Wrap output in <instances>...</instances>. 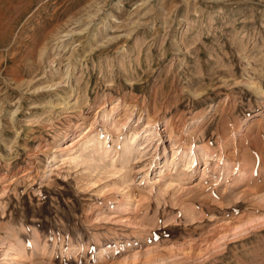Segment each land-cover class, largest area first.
<instances>
[{
  "label": "rangeland",
  "instance_id": "rangeland-1",
  "mask_svg": "<svg viewBox=\"0 0 264 264\" xmlns=\"http://www.w3.org/2000/svg\"><path fill=\"white\" fill-rule=\"evenodd\" d=\"M0 264H264V0H0Z\"/></svg>",
  "mask_w": 264,
  "mask_h": 264
},
{
  "label": "bare ground",
  "instance_id": "bare-ground-1",
  "mask_svg": "<svg viewBox=\"0 0 264 264\" xmlns=\"http://www.w3.org/2000/svg\"><path fill=\"white\" fill-rule=\"evenodd\" d=\"M152 122V121H151ZM151 122H148L147 123V127L149 128L150 126H152L151 125ZM154 122V121H153ZM152 122V123H153ZM136 138V137H135ZM97 138L95 137V136H92V135H89V136H87L86 138H85V140H83L77 147H75L74 148V150L76 149L77 151V153H80L81 152V150H83V149H85V148H89L90 146L92 147V148H95L94 150H93V155H95V154H98L100 151H102V156H104V155H107V154H109V152L111 151V148L109 147H106L105 148V146L107 145V144H105L103 141H100V140H96ZM126 147H129V146H131L129 143H126V145H125ZM78 148V149H77ZM80 149V150H79ZM94 160V159H93ZM103 161V160H102ZM127 199H128V202L126 203V205H129L131 202H132V200H130L131 199V197L129 196V195H127ZM131 201V202H130Z\"/></svg>",
  "mask_w": 264,
  "mask_h": 264
}]
</instances>
